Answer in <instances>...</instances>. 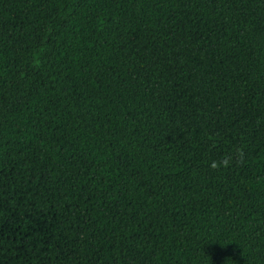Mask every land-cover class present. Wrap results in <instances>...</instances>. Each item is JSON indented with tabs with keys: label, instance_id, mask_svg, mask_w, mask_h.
<instances>
[{
	"label": "trees",
	"instance_id": "trees-1",
	"mask_svg": "<svg viewBox=\"0 0 264 264\" xmlns=\"http://www.w3.org/2000/svg\"><path fill=\"white\" fill-rule=\"evenodd\" d=\"M0 264H264V0H0Z\"/></svg>",
	"mask_w": 264,
	"mask_h": 264
}]
</instances>
